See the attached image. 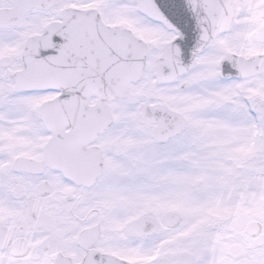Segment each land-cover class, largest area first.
<instances>
[{"label": "snow or ice", "instance_id": "6c2138e0", "mask_svg": "<svg viewBox=\"0 0 264 264\" xmlns=\"http://www.w3.org/2000/svg\"><path fill=\"white\" fill-rule=\"evenodd\" d=\"M0 264H264V0H0Z\"/></svg>", "mask_w": 264, "mask_h": 264}]
</instances>
